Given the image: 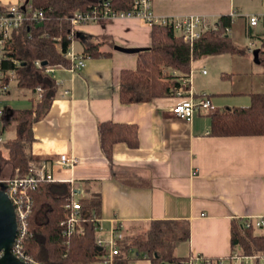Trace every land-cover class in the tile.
I'll use <instances>...</instances> for the list:
<instances>
[{
	"label": "crops",
	"instance_id": "obj_1",
	"mask_svg": "<svg viewBox=\"0 0 264 264\" xmlns=\"http://www.w3.org/2000/svg\"><path fill=\"white\" fill-rule=\"evenodd\" d=\"M150 10L157 19L198 15L208 25L227 15L232 20L229 33H248L258 39L255 47L248 42L250 53L261 49L264 40V24L250 27L245 19L264 13V0H150ZM75 31L79 35L71 37L66 50L81 55L84 66L73 69L71 59L66 58L68 65L53 67L52 77L59 84H55L48 108L31 124L32 140L27 150L32 161L45 163L52 182L71 184L80 197L97 196V236L108 239L110 229L117 225L121 231L134 233L154 220L181 222L188 226V238L175 245L177 257L229 256L231 220L264 216V135H210V114L225 107L247 106L250 94L264 93V59L254 63L246 52L224 53L233 66L227 75L219 73L221 82L212 86L211 92L207 90L211 87L195 91L191 78L194 60L187 74L172 71L186 94H205L214 107V111L196 112L185 121L170 112L177 100L173 95L130 104L118 100L120 71L134 69L137 55L116 51L112 46L148 47L151 28L143 19L115 17L80 25ZM95 44L98 55L83 51L85 46ZM205 83L210 86L211 81ZM15 88L24 90L22 101L11 99L8 90L1 97L3 107L33 109L36 93ZM63 90L67 93L62 94ZM25 101L21 103L24 105L16 104ZM104 121L135 125L137 146L115 143L111 158L106 159L97 133L98 123ZM14 136L13 125L2 130L1 157L7 158L4 142ZM59 154L73 156L77 162L61 167L55 163ZM4 166L8 167V162L2 164L0 173ZM263 232L253 230L259 235ZM131 253L134 251L128 259ZM137 259L141 261L135 264H149L145 258ZM261 263L264 254L249 260V264Z\"/></svg>",
	"mask_w": 264,
	"mask_h": 264
},
{
	"label": "trees",
	"instance_id": "obj_2",
	"mask_svg": "<svg viewBox=\"0 0 264 264\" xmlns=\"http://www.w3.org/2000/svg\"><path fill=\"white\" fill-rule=\"evenodd\" d=\"M103 1L116 11L132 10L133 0H28L26 5L40 10L44 19L38 22L23 21L12 31L8 57L18 61V66L14 67L16 86L32 93H36L39 87L40 97L33 109L5 107L3 110L1 130L13 125L15 136L4 142L7 158L0 155V168L4 162L10 163L14 171L12 176L26 174L28 164L32 162L27 150L32 140L31 124L45 112L55 95L54 79L44 72V68L68 65L61 54L76 31H72L65 18L75 11H87L99 6ZM231 21L227 15L219 16L214 22L215 29L203 31L191 44L184 43L169 25L152 24L150 45L136 52L135 68L120 71L119 102H148L153 98L171 96L182 86L167 70L187 74L192 60L221 53L243 54L229 36ZM97 47L98 44L88 45L83 51L87 55H98ZM262 47L264 40L261 49L257 50L258 58L264 59ZM36 60L44 61L45 65L36 66ZM262 66L264 68V62ZM12 67L9 61L1 64L3 69ZM182 88L185 89L184 86ZM32 112L34 116H31ZM97 133L99 148L106 159L111 158L115 143H124L129 148L137 146V132L133 124L104 121L98 123ZM209 134L264 135V93L250 94L247 106L225 107L212 112ZM69 191V183L50 181L39 182L34 189L28 190L31 211L27 222L30 235L24 242V250L40 264H89L104 250V247L96 244L95 223L91 221L99 205L96 195L79 199L82 232L67 239L61 235L59 221L62 218V204L69 197ZM122 235L115 264H126L130 249L135 257L145 258L149 264H183L186 259L175 254V245L188 238L185 223L154 220L134 233L122 231ZM229 247L231 252L237 251L243 256L264 254V232L255 234L250 227H244L243 220L233 219L229 229Z\"/></svg>",
	"mask_w": 264,
	"mask_h": 264
},
{
	"label": "built area",
	"instance_id": "obj_3",
	"mask_svg": "<svg viewBox=\"0 0 264 264\" xmlns=\"http://www.w3.org/2000/svg\"><path fill=\"white\" fill-rule=\"evenodd\" d=\"M21 4L3 5L0 3V143L3 142L1 130V117L3 115L4 107L1 102V97L8 91V82L15 81L14 67L18 66V61L8 57L10 49L11 33L17 29L23 21H41L44 15L40 10L32 9L29 5H25V9L19 8ZM136 16L143 19L150 26L158 24L161 26H170L175 34L181 38L184 43L191 44L193 40L198 38L200 33L207 29H215L214 23L211 25L203 22L198 15H186L184 17L172 18L163 17L155 18L150 10V0H133L132 10L130 12H122L113 10L108 2L103 1L101 5L90 8L87 11H75L65 20L70 24L72 31L80 25L86 23L106 22L115 17ZM247 25L254 27L258 24H264V13L250 14L245 16ZM228 31V29L226 30ZM70 36L72 34H69ZM58 47V44L56 45ZM251 47V45H250ZM64 59H71L73 69L79 70L84 66L83 57L80 55H73L65 50L62 54ZM4 61H9L12 68L3 69L1 64ZM36 66H40L41 62L34 61ZM53 67L46 66L45 73L52 75ZM204 74L205 70L202 69ZM56 85L59 84L57 81ZM186 90L180 87L174 91L173 96L177 99L171 106L170 112L179 119L189 121L194 113H208L214 111L213 105L208 100L205 94L192 96L185 93ZM67 91L63 90L62 94ZM40 97V88H36V99ZM77 162L75 157H67L65 154H59L55 163L61 167H71ZM50 181V173L44 162H30L28 164L27 172L23 176H11L7 178H0V188L3 187L7 197L9 198L14 212L16 222V233L11 247V253L20 261L27 264H40L29 256L24 250V242L29 237L28 232V215L31 211L30 196L28 190H32L39 182ZM79 191L70 184L69 197L62 204V218L59 221L60 233L64 238H69L73 234L81 233L82 227L80 224L81 210L79 199ZM244 227H250L252 230H264V216L256 218L242 219ZM91 221L95 223L96 233L100 230L98 219L94 214L91 216ZM122 231L119 225L110 229L108 239L100 236L96 237V244L104 247L101 255L97 256L93 264H115L117 255L119 254V242L122 239ZM133 251V250H132ZM128 250L127 255L132 252ZM126 255V257H127ZM128 258V257H127ZM246 258V260H245ZM250 258L255 256H243L239 252H231L226 258H209L202 255L187 256L183 264H249ZM131 262V258L127 260L126 264H135Z\"/></svg>",
	"mask_w": 264,
	"mask_h": 264
},
{
	"label": "rangeland",
	"instance_id": "obj_4",
	"mask_svg": "<svg viewBox=\"0 0 264 264\" xmlns=\"http://www.w3.org/2000/svg\"><path fill=\"white\" fill-rule=\"evenodd\" d=\"M22 2H23V0H19L15 4H21ZM258 26L256 25V27H258ZM232 32L229 33V36H231V40L233 42V45L238 49H242L243 53L246 52L248 55H251V53L249 52L251 49L250 45L249 46H247V45H248V42H250V41L253 42L252 47H255L258 45V43H257L258 39L255 37V35H249L248 33H245V36H244V35L238 34L236 32H233V33ZM232 66L233 65L230 64L229 57L224 53L218 54V55H208V56H205L204 58L194 60L192 65H191V78H192V85L195 88V91L199 92L203 88L211 87L212 89H207L208 92H211L213 90L212 86L216 85L218 83V81L221 82V80L219 78V73L224 72V74L227 75V73H229V71H230V67H232ZM202 68L206 71L205 75H201L199 72ZM172 71L175 72L176 70L169 69L167 71V73H169L171 75V77L174 76ZM205 80L211 81L210 86H205V84H206ZM15 86L16 85L13 81H11L8 85V88H9L8 90H10V92H11V94H10L11 99H13L14 101H17V100L22 101L23 95L21 93L24 92V90H16ZM203 86H205V87H203ZM21 103L25 104L26 101L16 103V104H21ZM24 104H21V105H24ZM8 165H9L8 167L4 166L1 169L0 178L9 177L8 175L14 173L10 163H8ZM131 255H132L131 262L137 263L138 261H141V260H138L137 257L134 256V253H131ZM89 264H93V263L91 262Z\"/></svg>",
	"mask_w": 264,
	"mask_h": 264
},
{
	"label": "water",
	"instance_id": "obj_5",
	"mask_svg": "<svg viewBox=\"0 0 264 264\" xmlns=\"http://www.w3.org/2000/svg\"><path fill=\"white\" fill-rule=\"evenodd\" d=\"M27 2L28 0H23L19 8L21 10H24ZM74 35L78 36L79 33L76 31ZM112 48L116 51H120L123 53H136L140 49V48L122 47L118 45H113ZM251 56H252V61L254 63H259L257 49L251 51ZM41 65H45V62L42 61ZM15 233H16V222L14 218L13 207L3 187L1 186L0 188V264H27L18 260L11 253V247L14 241Z\"/></svg>",
	"mask_w": 264,
	"mask_h": 264
}]
</instances>
